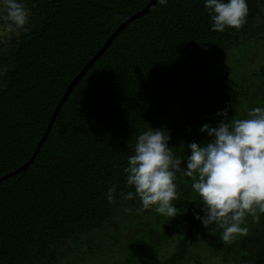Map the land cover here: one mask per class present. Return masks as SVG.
Segmentation results:
<instances>
[{
  "label": "trees",
  "instance_id": "trees-1",
  "mask_svg": "<svg viewBox=\"0 0 264 264\" xmlns=\"http://www.w3.org/2000/svg\"><path fill=\"white\" fill-rule=\"evenodd\" d=\"M150 1L21 0L30 13L22 28L0 13L13 28L0 49V177L31 159L71 81ZM248 6L239 30L211 31L204 0H168L119 31L72 88L34 160L0 181V264H83L114 253L117 264H186L198 234L217 258L208 264H264V214L224 244L220 228L195 219L204 213L191 178L177 174L174 218L122 196L135 191L123 169L150 125L170 131V146L186 155L187 144L205 142L200 128L216 113L243 119L264 106V62L239 80L208 68L241 39H261L264 60V21L256 23L264 0ZM185 76L194 105L184 110L173 95Z\"/></svg>",
  "mask_w": 264,
  "mask_h": 264
},
{
  "label": "clouds",
  "instance_id": "clouds-1",
  "mask_svg": "<svg viewBox=\"0 0 264 264\" xmlns=\"http://www.w3.org/2000/svg\"><path fill=\"white\" fill-rule=\"evenodd\" d=\"M167 6L168 0H158ZM205 11L212 21L211 31L241 29L249 15L248 0H204ZM0 13L18 28L29 20V10L21 0H0ZM216 116L218 123L204 124L201 133L207 142H192L190 153L179 154L170 146V131L151 125L138 135L132 154L123 171L127 186L133 191L122 193L124 200L139 198L141 210H153L174 218L178 207L177 174L191 178V187L198 195L200 215L194 217L208 229L215 224L222 231L219 238L229 244L236 235H246V219L259 220L264 214V106L252 107L247 118H230L228 109ZM116 187H109L107 200L114 202Z\"/></svg>",
  "mask_w": 264,
  "mask_h": 264
},
{
  "label": "rangeland",
  "instance_id": "rangeland-1",
  "mask_svg": "<svg viewBox=\"0 0 264 264\" xmlns=\"http://www.w3.org/2000/svg\"><path fill=\"white\" fill-rule=\"evenodd\" d=\"M263 18H258L256 23L263 22ZM13 28H11L10 24H1L0 25V49L7 48L9 43V38L13 34ZM262 47V40L255 37L253 39H244L240 40L239 44L224 58L218 59L213 61L212 64L209 65V70L212 73L217 72H223V73H229L231 77L234 79H241L244 74H247L249 71H251L253 68L257 67L258 65L262 64L264 62L263 60V52L261 51ZM1 55V53H0ZM211 73V75H212ZM193 77L191 76H185L184 78H180L176 85V90L173 95V101L176 103V106L178 109H187L189 106H191L194 103V100L192 99V96L190 94V88L191 85L189 82H192ZM194 105V104H193ZM195 107V106H194ZM230 118L232 116H229ZM237 115L233 116V118H236ZM237 119V118H236ZM219 120H216L212 123L213 126H215L218 123ZM208 139V137H207ZM207 139L205 142H207ZM204 142V143H205ZM250 219V216L247 217L246 220ZM217 235H220V232L217 233ZM198 238V239H197ZM196 238L194 248L198 249L200 256H193V258H189L197 261L198 259L201 261V264H208V259L205 257V259H200L204 255L210 256L212 255L211 248L207 245L209 237L206 234L199 235ZM73 254V253H72ZM75 254H73V258ZM115 258L111 257L110 259H103L100 261V257H98V260L95 258H87L83 264H102L103 261H109L114 262L118 256ZM188 259V260H189ZM192 261L190 260L189 263ZM68 264H71V262H68ZM194 264V263H192Z\"/></svg>",
  "mask_w": 264,
  "mask_h": 264
},
{
  "label": "water",
  "instance_id": "water-1",
  "mask_svg": "<svg viewBox=\"0 0 264 264\" xmlns=\"http://www.w3.org/2000/svg\"><path fill=\"white\" fill-rule=\"evenodd\" d=\"M158 2V0H151L148 5L143 8L142 10H140L139 12H136L133 16H131L130 18H127L120 26L119 28L108 38V40L106 41V43L104 44V46L101 48V50L87 63V65L80 71V73L71 81V83L68 85L67 90L65 92V94L63 95L62 99L60 100L59 104L57 105L49 123H48V127L42 137V139L40 140V142L38 143L35 152L33 154V156L31 157V159L25 163L22 167H20L19 169H17L16 171L7 174L3 177H0V181H2L3 179L16 174L18 172H21L24 168L27 167V165L32 162L35 158V156L37 155V153L39 152L41 146L43 145V143L45 142L51 128L52 125L61 109V107L63 106V104L65 103V101L67 100L72 88L74 87V85L81 79V77L87 72V70L89 69V67L91 66V64L98 59L108 48V46L110 45V43L112 42V40L115 38V36L119 33V31L126 25L128 24L131 20H133L136 17L142 16L144 13L148 12L150 9H152V7Z\"/></svg>",
  "mask_w": 264,
  "mask_h": 264
},
{
  "label": "flooded vegetation",
  "instance_id": "flooded-vegetation-1",
  "mask_svg": "<svg viewBox=\"0 0 264 264\" xmlns=\"http://www.w3.org/2000/svg\"><path fill=\"white\" fill-rule=\"evenodd\" d=\"M199 235H203V234H198V235H196V238H197ZM197 239H198V238H197ZM194 241H196V239H195ZM194 245H195V242L192 243L191 248H190V254H189V255H190V258H191V257L193 258V256H195V257H196V256H197V257L200 256V255H199V252H200V251H199L198 249L194 248ZM207 245L209 246V242H208ZM211 250H212V249H211ZM212 252H213V251H212ZM114 255H115V253L112 254V255H110V256H108V257H106V256H101V257H100V261L103 260V259H108V258L110 259L111 257L115 258ZM116 256H117V255H116ZM205 257H207L208 260H212V261H213V260H214V261L217 260V258H214V256L212 257L211 255H210V256L204 255V256L201 257L200 259H205ZM118 259H119V257H117L115 261L117 262ZM190 260L192 261L190 264H192L193 262L201 263V261H200L199 259H198L197 261H195V259H194V260L189 259V260L186 262V264H189V261H190ZM102 264H115V263H114V262H109V261H103Z\"/></svg>",
  "mask_w": 264,
  "mask_h": 264
}]
</instances>
